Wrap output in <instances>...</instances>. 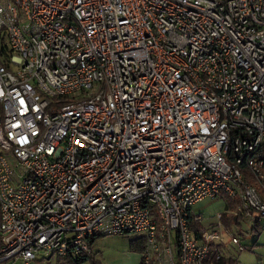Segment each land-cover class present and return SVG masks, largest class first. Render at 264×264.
<instances>
[{"label":"built area","instance_id":"obj_1","mask_svg":"<svg viewBox=\"0 0 264 264\" xmlns=\"http://www.w3.org/2000/svg\"><path fill=\"white\" fill-rule=\"evenodd\" d=\"M254 180L264 0H0V264L106 234L145 264L220 260L193 206L260 219Z\"/></svg>","mask_w":264,"mask_h":264},{"label":"rangeland","instance_id":"obj_2","mask_svg":"<svg viewBox=\"0 0 264 264\" xmlns=\"http://www.w3.org/2000/svg\"><path fill=\"white\" fill-rule=\"evenodd\" d=\"M254 182L264 197V182L261 183L258 180H254ZM229 200L225 196L208 197L193 206V212L202 216L201 220L208 227V233L217 230L219 234L214 238L213 244L214 251L218 250L222 258L220 260L209 258L203 264H264V216L260 219L261 231L258 233L251 231L254 219H248L247 216L241 218L239 223L234 220L230 221V226H224L221 223L214 224L217 223L214 220L217 218L218 212L227 209ZM238 208L236 207L237 211ZM233 236L239 238L241 245L245 247L244 250H240L239 245L233 243ZM131 239V236L126 234L99 235L92 242L94 254L91 253L100 264H140L136 259L137 255H135L140 251L132 249ZM91 253L90 256H92ZM1 264H21V262L8 260ZM32 264H59V262L57 256L49 257L40 253L32 261Z\"/></svg>","mask_w":264,"mask_h":264},{"label":"trees","instance_id":"obj_3","mask_svg":"<svg viewBox=\"0 0 264 264\" xmlns=\"http://www.w3.org/2000/svg\"><path fill=\"white\" fill-rule=\"evenodd\" d=\"M235 200L238 201V199L229 200V202L227 204V206H228L227 209L225 211L218 212V214L219 213H221V214H220V218H218V214H217V218L215 220V222H217V223H215V225H218L219 224L218 222H220L224 226H230L229 225L230 221L232 222L234 220V221L239 223L241 218H244L246 216L245 212L239 210V208L237 206L238 205L237 201H235ZM239 205H240V203H239ZM229 207H231L232 210ZM236 207L238 208V211H237V209H235ZM255 217H258V216L256 215ZM260 219L259 218L254 219V222H253L252 228H251L252 232L258 233L261 231ZM251 220H253V219H251ZM192 229H193L195 236L197 238H202L203 233L209 230L208 227H206L204 225L202 220L193 222ZM96 238H97V236H93L90 238V240H89L90 247L92 245V242ZM131 241H132V249L133 250H135V249L138 251L144 250L145 242L143 240L132 238ZM58 262H59V264H100L93 257V255L90 256L88 254H74V253H69L65 257H58ZM140 264H145V263L142 261Z\"/></svg>","mask_w":264,"mask_h":264},{"label":"crops","instance_id":"obj_4","mask_svg":"<svg viewBox=\"0 0 264 264\" xmlns=\"http://www.w3.org/2000/svg\"><path fill=\"white\" fill-rule=\"evenodd\" d=\"M230 200H234V199H230ZM235 201H237V200H235ZM237 202H239V200L237 201ZM240 203V202H239ZM228 204V203H227ZM237 206H239V204L237 205ZM228 207V206H227ZM231 210H232V208L231 207H229ZM236 209V208H235ZM234 209V210H235ZM248 218V217H247ZM249 219V218H248ZM216 220V219H215ZM215 220H214V222H215ZM215 224V223H214ZM91 251H92V253H93V249H92V245H91ZM135 251V250H134ZM94 254V253H93ZM135 255H137V261L139 262V263H141L142 262V251H140V253H137V254H135ZM95 256V255H94Z\"/></svg>","mask_w":264,"mask_h":264}]
</instances>
